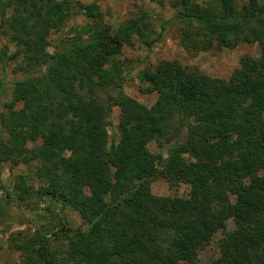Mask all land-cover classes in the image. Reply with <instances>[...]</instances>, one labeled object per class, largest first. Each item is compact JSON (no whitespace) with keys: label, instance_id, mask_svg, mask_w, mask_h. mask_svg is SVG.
Instances as JSON below:
<instances>
[{"label":"trees","instance_id":"obj_1","mask_svg":"<svg viewBox=\"0 0 264 264\" xmlns=\"http://www.w3.org/2000/svg\"><path fill=\"white\" fill-rule=\"evenodd\" d=\"M171 5L174 17L187 24L183 37L190 43L231 49L255 42L260 53L242 55L228 79L176 60L159 62L140 75L147 91L157 93L146 106L121 90L124 74L116 59L134 35L148 49L160 40L145 11L112 32L93 2L0 0V28L26 66L39 71L15 81L3 104L0 167L33 165L47 181L39 195L72 207L86 221V229L60 227L66 263L196 264L198 248L232 219L235 228L209 264H264V2ZM75 7L91 18L80 30L86 37L50 53L49 34ZM113 106L119 118L110 137ZM181 129L187 135L171 143L167 158L150 152L151 141L169 143ZM160 175L189 185L187 195L152 193L150 184ZM25 183L20 177L15 188L30 193ZM27 243L49 262L47 237Z\"/></svg>","mask_w":264,"mask_h":264},{"label":"rangeland","instance_id":"obj_2","mask_svg":"<svg viewBox=\"0 0 264 264\" xmlns=\"http://www.w3.org/2000/svg\"><path fill=\"white\" fill-rule=\"evenodd\" d=\"M83 3H95L102 19L109 24L112 32L125 19L137 16L140 10L148 14L152 29L161 31L160 40L148 49L139 36H133V44H124L117 55L118 65L122 68L124 82L121 90L146 106H151L157 97L155 91H147V83L140 78L141 72L151 69L162 61L176 60L189 70H196L211 77L228 79L238 66L239 59L244 54L257 57L260 53L257 43H240L234 48L216 49L204 48L200 43L193 44L183 37V28L187 24L174 17L175 8L172 0H164L161 4L151 0H80ZM203 1V0H198ZM243 0H236L241 5ZM261 3L264 0H259ZM91 23V18L83 14L77 7L74 13L59 30L49 34L48 51L68 49L73 41L81 36V27ZM163 26V30L160 26ZM0 28V112L3 104L11 97L15 81L39 73L36 68L27 67L22 54L16 53L17 46L10 40L9 35ZM192 30V29H191ZM190 30V31H191ZM46 70V67L41 69ZM111 91V90H108ZM104 98L105 92L99 91ZM119 118L118 106H113L107 124L111 137L117 134ZM173 134H176L173 133ZM186 129H181L169 143L153 140L148 144L150 152L162 153L167 158V150L171 143L185 138ZM0 136L5 139L6 131L0 125ZM162 175V174H161ZM158 176L150 184L151 191L159 196H186L189 185L183 182L169 181ZM20 177L25 179L30 193H22L15 188ZM47 184L43 178L34 173L33 165L18 163L11 165L3 162L0 167V264H71L63 261L67 241L60 227L71 229H86V221L78 211L70 206L61 208L60 203L49 201L39 195L38 190ZM235 224L232 219L226 220L223 228L210 235L209 241L196 251V264H209L220 255V241L227 232L232 231ZM56 232L57 235H53ZM36 236L47 237V258L45 262L36 253L28 251L26 244ZM16 245H21L18 249Z\"/></svg>","mask_w":264,"mask_h":264}]
</instances>
